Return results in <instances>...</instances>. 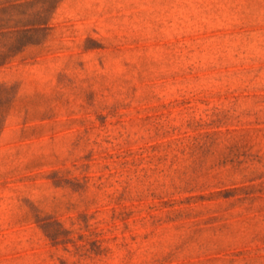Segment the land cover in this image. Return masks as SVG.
<instances>
[{
    "label": "rangeland",
    "instance_id": "obj_1",
    "mask_svg": "<svg viewBox=\"0 0 264 264\" xmlns=\"http://www.w3.org/2000/svg\"><path fill=\"white\" fill-rule=\"evenodd\" d=\"M0 264H264V0H0Z\"/></svg>",
    "mask_w": 264,
    "mask_h": 264
}]
</instances>
